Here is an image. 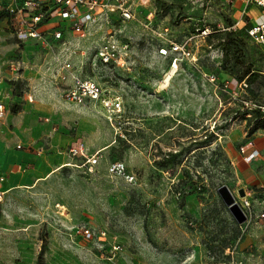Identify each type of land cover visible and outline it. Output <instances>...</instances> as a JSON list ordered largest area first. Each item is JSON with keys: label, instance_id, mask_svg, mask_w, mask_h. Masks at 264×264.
<instances>
[{"label": "rangeland", "instance_id": "374dc122", "mask_svg": "<svg viewBox=\"0 0 264 264\" xmlns=\"http://www.w3.org/2000/svg\"><path fill=\"white\" fill-rule=\"evenodd\" d=\"M132 6L135 19L114 15L83 36L66 31L65 43L51 47L28 41L16 49L0 34V68L14 63L21 75L0 74L18 96L0 149L35 159L16 161L18 179L7 171L0 181V264H264V46L246 19L249 10L261 18V9L247 0ZM110 35L124 66L96 55ZM60 59L120 97L121 111L68 101ZM248 68L260 73L251 84ZM97 150L103 157L89 171L86 157ZM47 158L53 169L28 174ZM114 161L136 182L112 175ZM222 185L239 200L249 195L244 222Z\"/></svg>", "mask_w": 264, "mask_h": 264}, {"label": "built area", "instance_id": "2783aa9c", "mask_svg": "<svg viewBox=\"0 0 264 264\" xmlns=\"http://www.w3.org/2000/svg\"><path fill=\"white\" fill-rule=\"evenodd\" d=\"M257 7L263 13V16L252 21L250 16L246 15L249 36L260 46H264V0H247ZM10 15L8 20V30L20 44L28 41H36L45 47H51L52 43H65L66 31H72L79 35H85L92 25L98 24L104 20L110 23L114 15L122 21L135 19L136 13L132 6V0H25L21 5L2 7ZM210 33L209 28L201 30L203 36ZM125 45L123 49H126ZM178 47V46H177ZM179 48V47H178ZM161 53L166 54L167 50L161 48ZM124 54H126L124 52ZM98 59L103 63H114L118 66L126 64V57L122 54V49L116 43L113 35L96 51ZM11 68L16 70L13 63ZM58 76L62 80H70L65 89V96L68 101L81 105L91 104L100 105L109 115L121 111L122 103L120 97L106 93L101 84L91 78H84L76 71L68 59H60ZM14 97V96H13ZM28 101H34L32 93L27 96ZM16 102V101H13ZM7 102L0 99V131L3 129L4 119L8 111ZM21 145H18L20 147ZM76 154L78 150L71 149ZM254 151L246 155L247 160H251ZM103 157L102 150H97L86 157L85 164L89 171H93L94 166ZM109 172L112 175L124 177L128 182H136V177L129 172L127 166L122 161H114L109 166ZM4 177L0 179L3 181ZM3 194L0 190V195ZM236 203L242 208L246 220L252 215V201L249 195L245 193L240 200L235 197ZM264 210V202H263ZM84 232L89 235V229ZM118 249V246H114ZM219 264H242L240 262H229Z\"/></svg>", "mask_w": 264, "mask_h": 264}, {"label": "crops", "instance_id": "0c3cea01", "mask_svg": "<svg viewBox=\"0 0 264 264\" xmlns=\"http://www.w3.org/2000/svg\"><path fill=\"white\" fill-rule=\"evenodd\" d=\"M24 1L25 0H0V24H2V25H0V34H4L8 38H14L12 36L11 32L8 30V20L10 18V15L7 12V10L2 9V7L21 5ZM246 15L250 16L251 20L254 22L260 19L253 12H251V10L246 11ZM246 19H247V17H246ZM14 40L16 41V43H15L16 49L23 46V44H20V42L17 41L15 38H14ZM11 66L12 65L10 64V65H5V66L0 68V74L3 73V75L6 76V78L8 80L13 79V76L15 75V73L17 74V76H19V77L21 76L20 73L18 74V72H15V69L13 70L11 68ZM8 68H11V69H8ZM4 78L0 79V99H3V100H5V102H7V106H8L9 110L7 111L6 117L4 119V124H3L2 130H4L6 128L8 118H9V116H11L10 104H11V102L16 100V97H18V96H15L11 90H8V88H6V85L8 87H10L11 84L6 82L4 80ZM33 95L35 96V94H33ZM34 100H35V98H34ZM35 101H33L32 103H34ZM28 102L31 103L30 101H28ZM254 144H255V142L253 141V145ZM33 155L34 154L28 150H16L15 148L14 149L11 148L8 150H4V149L1 150L0 149V170H1L0 179L2 177H6L7 171H8V172H13L14 175L12 174V179L17 180L18 175L14 172L13 168H17V167L21 168V165H19V163L22 162L21 161L22 159H26L28 161L29 160L34 161L35 159H34ZM244 158L246 159L245 154H244ZM51 160H52L51 158H47L42 162L38 161L36 166H32V168L28 174H30V175L38 174V173L42 172V170H43L42 168H45L49 172L51 169H53V168H51V165H52ZM16 161H19V163L16 164ZM39 178H40V176H39ZM6 179H8V178L6 177ZM4 180H5V178H4ZM0 186H1V183H0Z\"/></svg>", "mask_w": 264, "mask_h": 264}, {"label": "water", "instance_id": "95a60500", "mask_svg": "<svg viewBox=\"0 0 264 264\" xmlns=\"http://www.w3.org/2000/svg\"><path fill=\"white\" fill-rule=\"evenodd\" d=\"M219 193L221 194L223 200L225 201L237 221L244 222L246 220V216L239 204L236 203L235 196L233 195L229 187L227 185H222L221 187H219Z\"/></svg>", "mask_w": 264, "mask_h": 264}, {"label": "trees", "instance_id": "16d2710c", "mask_svg": "<svg viewBox=\"0 0 264 264\" xmlns=\"http://www.w3.org/2000/svg\"><path fill=\"white\" fill-rule=\"evenodd\" d=\"M262 47H263V46H262ZM259 74H260V73H259L258 71H256V70H251L250 68H248V69L246 70L245 74H244V77H246L247 84H251V83L254 81V79H255ZM14 111H15V109H14ZM261 115H262V113H261ZM263 128H264V127H263ZM44 248H45V247L43 246L42 249H41V251H40V254H39V258H40V260H43V258H44V251H45Z\"/></svg>", "mask_w": 264, "mask_h": 264}, {"label": "bare ground", "instance_id": "6f19581e", "mask_svg": "<svg viewBox=\"0 0 264 264\" xmlns=\"http://www.w3.org/2000/svg\"><path fill=\"white\" fill-rule=\"evenodd\" d=\"M171 73V72H170ZM66 165V164H65Z\"/></svg>", "mask_w": 264, "mask_h": 264}]
</instances>
